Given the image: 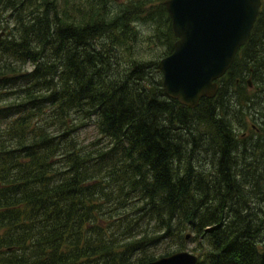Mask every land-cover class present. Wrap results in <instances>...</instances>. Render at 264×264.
I'll return each instance as SVG.
<instances>
[{
    "label": "trees",
    "instance_id": "obj_1",
    "mask_svg": "<svg viewBox=\"0 0 264 264\" xmlns=\"http://www.w3.org/2000/svg\"><path fill=\"white\" fill-rule=\"evenodd\" d=\"M83 1L0 0V264H143L163 239L197 242V264H264V3L215 97L188 108L131 51L129 17ZM154 1L131 6L165 41Z\"/></svg>",
    "mask_w": 264,
    "mask_h": 264
},
{
    "label": "water",
    "instance_id": "obj_2",
    "mask_svg": "<svg viewBox=\"0 0 264 264\" xmlns=\"http://www.w3.org/2000/svg\"><path fill=\"white\" fill-rule=\"evenodd\" d=\"M175 40L159 59L165 94L188 108L214 98L254 26L261 0H163ZM4 34L0 32V38ZM251 87L250 79L247 80ZM189 238V234L186 235ZM198 255L177 251L144 264H196Z\"/></svg>",
    "mask_w": 264,
    "mask_h": 264
},
{
    "label": "rangeland",
    "instance_id": "obj_3",
    "mask_svg": "<svg viewBox=\"0 0 264 264\" xmlns=\"http://www.w3.org/2000/svg\"><path fill=\"white\" fill-rule=\"evenodd\" d=\"M61 6L64 7V1L60 0ZM137 0H108V6L107 9H109V15L110 19H114L116 17L121 16H128L129 21L128 28L131 29V32H135L137 39L132 43L133 48H131V51L138 56L139 60H144V62L151 63V62H158V60L167 54H169L171 51V44L173 45V42L175 40V36H170L167 32V38L165 41L163 34L160 35V38L156 37V32H158V24L153 21V18L157 17L156 12H154L151 17L152 20L146 21L144 20L146 18V15L141 14L137 15L134 13V10L131 6V2H136ZM83 0H68V8L71 9L73 7L83 6ZM163 0H155L152 4H146L145 8L149 7H158ZM262 3H264V0H262ZM107 13V12H106ZM31 68V64L26 65V69ZM161 76V72H160ZM157 77H153L151 80V84L148 85L149 89H153L156 83ZM248 80V79H247ZM251 81V80H250ZM248 113H244L242 115L244 119V125L241 126L238 125V123L234 122V132L236 131L237 137H251L255 133H258V129H255L252 127V122L249 118ZM239 118H241L239 116ZM242 119V118H241ZM236 128V129H235ZM199 132H202V128H198ZM262 133H264L262 131ZM210 155L201 154L200 159L202 160V163H204V167L212 168L210 164ZM186 233H189V231H186ZM185 234V232H184ZM147 252L145 254L147 256H153L154 258L168 255L172 252L176 251H189L192 253H195L197 255H200V251L197 249V242H194L192 240H181V239H174V240H161L159 243L155 244L154 246H151L149 248H146ZM143 254L136 253L134 258L132 259V263L137 262V260L142 256Z\"/></svg>",
    "mask_w": 264,
    "mask_h": 264
},
{
    "label": "bare ground",
    "instance_id": "obj_4",
    "mask_svg": "<svg viewBox=\"0 0 264 264\" xmlns=\"http://www.w3.org/2000/svg\"><path fill=\"white\" fill-rule=\"evenodd\" d=\"M203 131V130H202ZM216 136V135H215ZM214 137V136H213ZM210 138V137H209ZM209 138H207V139H209ZM214 140V139H213ZM214 142V141H213ZM216 144V143H215ZM207 145V144H206Z\"/></svg>",
    "mask_w": 264,
    "mask_h": 264
}]
</instances>
